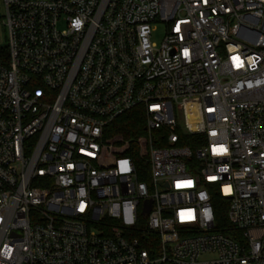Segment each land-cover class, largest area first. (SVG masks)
Wrapping results in <instances>:
<instances>
[{
	"label": "built area",
	"instance_id": "built-area-1",
	"mask_svg": "<svg viewBox=\"0 0 264 264\" xmlns=\"http://www.w3.org/2000/svg\"><path fill=\"white\" fill-rule=\"evenodd\" d=\"M3 4L0 264H264V0Z\"/></svg>",
	"mask_w": 264,
	"mask_h": 264
},
{
	"label": "trees",
	"instance_id": "trees-1",
	"mask_svg": "<svg viewBox=\"0 0 264 264\" xmlns=\"http://www.w3.org/2000/svg\"><path fill=\"white\" fill-rule=\"evenodd\" d=\"M0 57L7 59V47H0ZM144 135L145 119L143 117V111L142 109H136L119 118L107 128L105 141L107 144L112 145L113 149H115L126 141L142 143L144 140ZM186 144L190 145L193 149L196 147L190 142ZM122 154L136 157L137 161L140 162V164H143L137 149L131 148L130 150L123 151ZM144 166L147 165L144 164ZM212 205L217 227L222 228L223 230H228L230 228L228 221L229 200L221 197L218 193H213Z\"/></svg>",
	"mask_w": 264,
	"mask_h": 264
},
{
	"label": "rangeland",
	"instance_id": "rangeland-1",
	"mask_svg": "<svg viewBox=\"0 0 264 264\" xmlns=\"http://www.w3.org/2000/svg\"><path fill=\"white\" fill-rule=\"evenodd\" d=\"M0 17H4V4L0 0ZM156 32L153 34V41L160 44L165 36L166 27L162 24L156 26ZM9 43L8 29L3 22L0 21V47H7Z\"/></svg>",
	"mask_w": 264,
	"mask_h": 264
},
{
	"label": "water",
	"instance_id": "water-1",
	"mask_svg": "<svg viewBox=\"0 0 264 264\" xmlns=\"http://www.w3.org/2000/svg\"><path fill=\"white\" fill-rule=\"evenodd\" d=\"M150 207H151V203H150V202H147V203H146V207H145L144 214H147V213L149 212Z\"/></svg>",
	"mask_w": 264,
	"mask_h": 264
}]
</instances>
